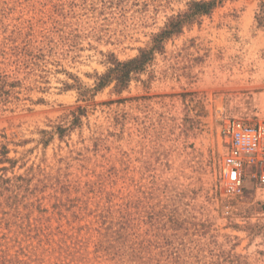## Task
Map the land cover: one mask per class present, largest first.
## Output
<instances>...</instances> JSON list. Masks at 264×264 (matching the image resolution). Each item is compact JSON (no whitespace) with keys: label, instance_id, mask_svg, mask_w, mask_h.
Here are the masks:
<instances>
[{"label":"rangeland","instance_id":"1","mask_svg":"<svg viewBox=\"0 0 264 264\" xmlns=\"http://www.w3.org/2000/svg\"><path fill=\"white\" fill-rule=\"evenodd\" d=\"M192 1L0 0V264H264V187L222 171L226 122L264 123V0L94 90Z\"/></svg>","mask_w":264,"mask_h":264},{"label":"built area","instance_id":"2","mask_svg":"<svg viewBox=\"0 0 264 264\" xmlns=\"http://www.w3.org/2000/svg\"><path fill=\"white\" fill-rule=\"evenodd\" d=\"M223 136L226 152L222 171L226 193L240 195L248 172L264 187V123L229 120L223 128Z\"/></svg>","mask_w":264,"mask_h":264},{"label":"trees","instance_id":"3","mask_svg":"<svg viewBox=\"0 0 264 264\" xmlns=\"http://www.w3.org/2000/svg\"><path fill=\"white\" fill-rule=\"evenodd\" d=\"M223 1V0H221ZM216 1H192L189 3V8L186 13L179 14L169 18L165 27L152 38V46L139 50V54L131 59L119 61L113 54L108 56L107 63L109 68L104 74L96 75V84L94 90H101L103 87L115 82L114 89L117 92H122L131 80L133 74H139L152 59L154 52L163 49V42L177 35L182 31L183 26L189 19H195L202 15H209L215 8ZM6 82L0 78V98L5 99L9 92L5 91ZM0 155L5 157V147H1ZM6 160V158H5Z\"/></svg>","mask_w":264,"mask_h":264}]
</instances>
